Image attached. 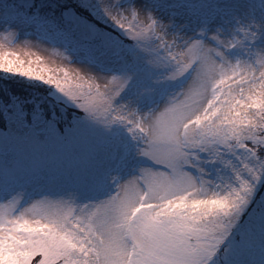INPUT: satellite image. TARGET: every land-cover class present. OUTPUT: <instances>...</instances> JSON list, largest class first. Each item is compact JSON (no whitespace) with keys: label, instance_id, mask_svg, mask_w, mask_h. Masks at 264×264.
<instances>
[{"label":"snow or ice","instance_id":"snow-or-ice-1","mask_svg":"<svg viewBox=\"0 0 264 264\" xmlns=\"http://www.w3.org/2000/svg\"><path fill=\"white\" fill-rule=\"evenodd\" d=\"M167 6L177 11L165 19ZM80 9L134 45L112 43ZM254 13L243 0L187 7L185 0H0V72L51 86L84 121L124 126L136 141L125 154L134 149L150 161L127 179L113 177L116 190L104 199L42 195L24 203L17 194L0 202V264H244L240 255L258 231L264 235V18ZM42 24L68 42L52 49L68 61L73 43L109 47L125 64L142 52L178 90L163 108L142 111V93L124 99L135 72L93 65L73 78L66 68L39 66V55L33 68L5 50L25 26ZM0 118L37 143L63 135L55 112L6 107Z\"/></svg>","mask_w":264,"mask_h":264},{"label":"rangeland","instance_id":"rangeland-1","mask_svg":"<svg viewBox=\"0 0 264 264\" xmlns=\"http://www.w3.org/2000/svg\"><path fill=\"white\" fill-rule=\"evenodd\" d=\"M44 2L46 3L47 0ZM141 2L151 3V0H141ZM175 2L176 0H166L168 5H173ZM213 2L214 0H185V6L210 5ZM226 2L234 3L236 0H226ZM243 2L245 7L252 5L255 8L254 15L257 20L264 18V10L261 9L264 0H243ZM174 11L177 9L171 6L162 7L160 10L165 19ZM184 18L188 19V17ZM91 21L111 38L112 43L122 46L124 50L134 45L135 42L110 21L105 22L94 17ZM3 30L0 28V31ZM121 35L128 37L132 44L121 39ZM26 40L32 42L30 46L24 44ZM53 42L57 45H53ZM59 44L67 46L68 42L52 25H31L21 29L10 45H6L5 50L18 52L20 58L26 61V66L28 61H33L31 64L33 68L38 67L34 61L35 56L39 55L43 57L39 66L53 70L66 68L73 78L77 72L83 74L90 71L89 66L93 65L105 71L120 72L127 69L135 72L136 75L129 89L126 90L124 99L130 98L129 93L132 96L142 93L138 105L142 111L156 104H160L163 108L162 104L167 96L178 90V82L161 79V71L147 65L142 52L135 63L125 64L124 60L115 55L109 47L100 44L76 46L73 43L70 54L74 58L73 61H68L52 51L54 47H59ZM239 54H241L240 49L234 50L233 56ZM55 74L63 76V72H55ZM51 93L54 99L48 98L49 100L45 101L46 97L43 96L44 103L41 105L40 97L32 96L36 104L32 111L42 109L47 113L48 108L53 110L57 107L63 113L64 105L77 109L63 99L55 89ZM53 100L61 102V106L56 105ZM12 101L13 109L22 107L27 111V107L17 97H13ZM80 112L73 111V118L64 119L67 120L64 126L59 125L62 136L44 143L35 142L31 133L25 129L11 128L7 123L5 127L0 126V134H2L0 202L10 198L11 195L20 194L24 203L39 199L42 195H50L53 198L62 197L74 200L77 204H85L92 200L104 199L113 193L118 182L114 181L113 177H118L122 181L129 175L135 174L139 166L150 163L146 158L136 155L134 149L125 154V149L134 146L136 141L132 140L131 134L124 126L113 125L111 128H106L95 122L84 121L82 120L84 113L81 110ZM76 119L80 120L78 131L71 127ZM205 167L212 176L216 175L212 165ZM258 195H264V185L258 186ZM239 258L244 264H264V235L258 231Z\"/></svg>","mask_w":264,"mask_h":264},{"label":"trees","instance_id":"trees-1","mask_svg":"<svg viewBox=\"0 0 264 264\" xmlns=\"http://www.w3.org/2000/svg\"><path fill=\"white\" fill-rule=\"evenodd\" d=\"M68 2L73 5L76 3L74 0H68ZM43 11L48 12V9L46 8ZM80 12L82 13V15L86 16L88 19L90 20L93 19V17L88 12H85L83 9H80ZM120 37L125 42H130L132 44V41L128 37L123 36V35H121ZM52 90L53 88H51V86L41 81L28 79L20 75H12V74L0 72V110L6 107H9L10 100L13 97H17L21 101V103H23L27 107V112H32V109L35 108L36 104L35 102L29 101L28 99L36 95L37 98L40 97V105H41L44 103L42 102L43 96L46 97L45 101L49 100L48 97L54 98L53 96H51ZM77 109H74V108L71 109L69 107H66L64 110L65 112L61 113L60 109L57 107L54 108L53 110H50L48 108V111L46 114L50 116L52 112H55L57 116L61 117L60 126H64V124L67 121L64 119H70V118L72 119L74 116V113H72L73 111L76 110L80 112V110L79 109L77 110ZM6 123L7 122L4 119L0 118L1 127H5Z\"/></svg>","mask_w":264,"mask_h":264}]
</instances>
